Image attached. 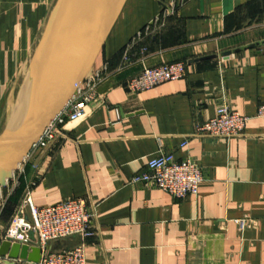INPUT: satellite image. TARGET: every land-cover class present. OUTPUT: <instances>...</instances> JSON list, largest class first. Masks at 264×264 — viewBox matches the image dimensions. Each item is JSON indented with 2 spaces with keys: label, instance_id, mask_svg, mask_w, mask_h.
Here are the masks:
<instances>
[{
  "label": "crops",
  "instance_id": "0c3cea01",
  "mask_svg": "<svg viewBox=\"0 0 264 264\" xmlns=\"http://www.w3.org/2000/svg\"><path fill=\"white\" fill-rule=\"evenodd\" d=\"M55 1L0 0V132ZM262 40L264 0H126L91 70L114 71L125 49L131 65L99 85L102 105L66 138L32 149L0 189V245L29 193L39 207L87 200L92 234L50 244L83 242L86 264H264V45L221 56ZM177 61L181 79L138 93L123 86L143 67ZM223 102L248 118L243 135L191 136ZM158 150L199 164L196 194L132 181ZM239 219L249 221L242 231Z\"/></svg>",
  "mask_w": 264,
  "mask_h": 264
},
{
  "label": "built area",
  "instance_id": "2783aa9c",
  "mask_svg": "<svg viewBox=\"0 0 264 264\" xmlns=\"http://www.w3.org/2000/svg\"><path fill=\"white\" fill-rule=\"evenodd\" d=\"M158 21L156 19L147 25L145 31L155 29ZM128 51V49L124 50L119 65L114 71L111 72L107 66L90 71L32 149H46L51 144L66 138L69 124L84 120L89 116L90 108H96L105 102L104 96L98 90L99 85L111 74L121 72L131 65L132 58ZM185 75L184 61L163 63L143 67L139 73L124 80L123 86L130 93H138L164 82L181 79ZM256 116L264 117V103L259 105ZM247 119L228 103L223 102L216 107L212 118L195 123L191 136L217 139L238 137L243 135ZM186 143L187 141H184L181 145ZM202 180V169L192 158L176 160L171 153L162 150H158L157 154L148 161L146 171L132 178L133 182L157 187L177 199L196 194ZM93 217L94 212L89 209L85 198H68L39 207L33 204L30 194L26 193L11 219L5 240L29 248L37 247L40 250V258L33 264H86L83 242L58 250L51 249L50 244L71 236H79L81 239L90 236L92 234L90 221ZM236 221L241 231L249 226V221L246 219ZM29 232H33V239L29 238ZM2 260L3 258L0 257V264ZM14 261L16 264L27 262L19 258Z\"/></svg>",
  "mask_w": 264,
  "mask_h": 264
},
{
  "label": "water",
  "instance_id": "95a60500",
  "mask_svg": "<svg viewBox=\"0 0 264 264\" xmlns=\"http://www.w3.org/2000/svg\"><path fill=\"white\" fill-rule=\"evenodd\" d=\"M125 1H55L23 76L11 116L0 132V189L90 73ZM260 45H264V40L225 51L221 56ZM29 238L33 239V232H29ZM0 257L2 264H16L17 258L33 264L39 260L40 250L4 240Z\"/></svg>",
  "mask_w": 264,
  "mask_h": 264
},
{
  "label": "rangeland",
  "instance_id": "374dc122",
  "mask_svg": "<svg viewBox=\"0 0 264 264\" xmlns=\"http://www.w3.org/2000/svg\"><path fill=\"white\" fill-rule=\"evenodd\" d=\"M21 82H22V81H21ZM21 82H20V84H19V86H18V89H17L16 95H15V98H14V102H13V106H12L11 112H12V110H13V107H14V104H15V101H16V98H17V94H18V91H19V88H20ZM11 112H10V114H9L8 120H9V118H10V116H11ZM7 122H8V121H7Z\"/></svg>",
  "mask_w": 264,
  "mask_h": 264
}]
</instances>
